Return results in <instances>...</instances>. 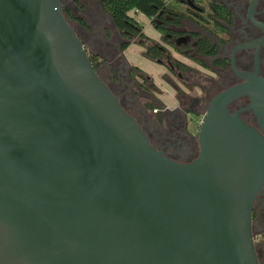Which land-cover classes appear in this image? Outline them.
I'll use <instances>...</instances> for the list:
<instances>
[{
  "label": "water",
  "instance_id": "1",
  "mask_svg": "<svg viewBox=\"0 0 264 264\" xmlns=\"http://www.w3.org/2000/svg\"><path fill=\"white\" fill-rule=\"evenodd\" d=\"M242 74L210 100L199 157L177 162L100 78L61 0H0V264H259L264 77ZM241 96L261 132L229 113Z\"/></svg>",
  "mask_w": 264,
  "mask_h": 264
},
{
  "label": "flooded vegetation",
  "instance_id": "2",
  "mask_svg": "<svg viewBox=\"0 0 264 264\" xmlns=\"http://www.w3.org/2000/svg\"><path fill=\"white\" fill-rule=\"evenodd\" d=\"M61 1L66 21L85 47L90 52L100 49L101 56L103 52L108 54L105 61H99L100 55L90 54V57L98 58L93 60V65L100 78L118 97L121 106L140 124L156 149L177 162L186 163L199 157L200 125L214 95L226 87L244 82V72L256 71L259 76L264 77V0H216L228 10L226 20L197 6L203 16H212V21H220L224 25V32H211L190 18H179L178 23L169 22L180 16L173 11L164 14L167 16L165 20L157 17L150 20L155 29L158 23H165L164 37L169 43L162 41V59L157 62L166 67L162 79L176 90V103L172 106L165 105L151 90L143 88L140 84L143 80H138L141 75H132L133 66L119 53V49L122 51L120 36L114 33L110 41L106 38V27L111 24L117 28L109 16L102 15L101 7V12L77 16L75 12L78 8L72 0ZM67 1L69 5L63 6V2ZM203 37L209 38L211 48L215 50L213 54L198 53V42ZM169 46L208 71L209 76H206V84L201 87L200 96L189 97L184 91L177 95L178 89H181L172 84L171 78L175 76L186 83L187 87L189 84L193 86L191 79L196 76L198 69L175 57L168 49ZM192 57L202 58L204 65L194 61ZM151 99H156L158 107L150 108L147 105V101ZM249 103L247 96L238 97L228 105L229 113L238 112V116L247 125L261 132L256 116L251 109H247ZM251 231L258 263L264 264V183L255 193L252 202Z\"/></svg>",
  "mask_w": 264,
  "mask_h": 264
},
{
  "label": "trees",
  "instance_id": "3",
  "mask_svg": "<svg viewBox=\"0 0 264 264\" xmlns=\"http://www.w3.org/2000/svg\"><path fill=\"white\" fill-rule=\"evenodd\" d=\"M192 1L193 5H188L186 0H100V4L103 12L111 18L120 36L123 38L120 44L121 49H125L131 42H135L144 47L142 55L157 61L162 59V48L164 46L161 42L154 41L144 33L143 26L136 18L138 13L145 15L149 20H153L155 17L160 20H165L167 16H164V14L169 11H173L177 12L180 16L176 19L172 18L169 22L178 23L179 18H190L196 23L203 25L211 32L225 31L224 25L220 21H216L214 19L212 21V16H203L201 11L197 9V6H199L206 9V12L212 11L220 15L217 17L226 20L228 17L226 16L228 14V10L222 3L216 0ZM179 6H183L184 8H180ZM209 23H212V25L210 26ZM156 29L161 35V40L167 43L168 40L164 37V34L166 33L165 23H158ZM135 38H138V40ZM197 50L200 55H210L215 52V50L211 48L208 37L199 39ZM90 58L93 62V60L97 57L95 56ZM192 59L204 65L202 58L192 57ZM185 68L188 69L186 66ZM134 74L141 75L143 82L148 83L151 86L154 84L152 78H150L138 66H133L132 75ZM181 92L182 90L178 89L177 95L179 96ZM147 105L149 106V104Z\"/></svg>",
  "mask_w": 264,
  "mask_h": 264
},
{
  "label": "rangeland",
  "instance_id": "4",
  "mask_svg": "<svg viewBox=\"0 0 264 264\" xmlns=\"http://www.w3.org/2000/svg\"><path fill=\"white\" fill-rule=\"evenodd\" d=\"M72 2L78 8L77 11L75 12L77 16H90V12L92 13H96L98 11L101 12L100 0H72ZM67 4L69 5V1H67L66 3L63 2V6H66ZM179 7L184 8L183 6H179ZM102 15L107 16L106 14H104V12L102 13ZM136 18L140 21L141 25L143 26V31H145L148 36L150 37L158 36V31L154 27H152L151 21L150 20L148 21L145 15L138 13ZM107 22H109L108 19H107ZM209 25L211 26L212 23H209ZM104 33L108 38H111V36L114 33L118 34V37L120 36L118 30L115 29L111 24L109 27L105 28ZM122 39L123 38L120 36V40ZM135 39L138 40V38H135ZM159 41L162 43V40L160 37H159ZM138 45H135L133 47H135L136 50H138L139 48L144 49L143 46H141L140 44ZM168 49L175 57L179 58L181 61L185 62L188 65H194L195 68L198 69L197 70L198 73L196 74V76L191 79L193 86H191L188 83L189 85L187 87L186 83H183L181 80H178V78L175 76L171 78L172 84H174L175 86L180 88L182 91L189 94L188 95L189 97L190 96L192 97L200 96L202 93L201 87L206 84L205 82L206 76H209L208 71L205 70L203 67L199 66L197 63H193L191 59L185 57L180 52H177V50H175L172 46H169ZM90 54L101 56L100 49L91 50ZM102 54L103 56H101V59H99V61L100 60L105 61L108 57V54H106L105 52H103ZM126 57L130 58L131 61L135 62V64H138L144 70L148 71L151 74L152 79H153L152 81H154L153 82L154 84L152 83L153 85L150 86V84L145 83V82H143V84L140 83L143 86V88L151 90L154 96H156L158 100H161L165 105L167 106L174 105V103L176 102V99H175L176 90L173 88L171 84L167 83L166 81L162 79V75L166 73V67L163 64L157 62L156 60H152L150 58L145 57L144 55L139 53V50L128 52V54H126ZM138 80L141 81V78H138ZM174 92H175V95H174ZM141 101H143V99H141ZM147 104H149L150 108L158 107L159 105L156 99H151L147 101Z\"/></svg>",
  "mask_w": 264,
  "mask_h": 264
},
{
  "label": "crops",
  "instance_id": "5",
  "mask_svg": "<svg viewBox=\"0 0 264 264\" xmlns=\"http://www.w3.org/2000/svg\"><path fill=\"white\" fill-rule=\"evenodd\" d=\"M148 19V18H147ZM148 21H149V19H148ZM144 33L146 34V32L144 31ZM147 35V34H146ZM148 36V35H147ZM150 37V36H149ZM159 37H160V35H159V32H158V36H156V37H150V38H152V39H154V40H159ZM106 38H107V40L108 41H110L111 40V38H108L107 36H106ZM107 42V41H106ZM135 45H138L137 43H135V42H131L125 49H123L122 50V56L124 57V59L130 64V65H132V66H138L140 69H142L150 78H152V76H151V74L148 72V71H146V70H144L141 66H139L138 64H135V62H133V61H131L130 60V58H128V57H126V54H128V52H133V51H138L139 50V53H141L142 54V52L144 51V49H141V48H139L138 50H136V48L135 47H133V46H135ZM139 46V45H138ZM153 80V79H152ZM154 82V81H153ZM174 95H175V92H174ZM176 103V102H175ZM174 103V104H175Z\"/></svg>",
  "mask_w": 264,
  "mask_h": 264
}]
</instances>
